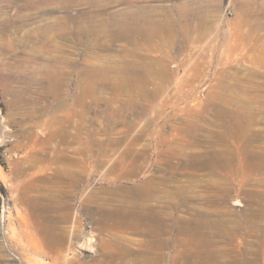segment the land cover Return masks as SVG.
I'll use <instances>...</instances> for the list:
<instances>
[{
  "label": "rangeland",
  "instance_id": "rangeland-1",
  "mask_svg": "<svg viewBox=\"0 0 264 264\" xmlns=\"http://www.w3.org/2000/svg\"><path fill=\"white\" fill-rule=\"evenodd\" d=\"M119 12L148 38L107 40ZM51 53L71 60L56 94ZM122 59L130 82L77 88ZM0 133V264H264V0H0ZM131 207L158 212L163 247L101 216Z\"/></svg>",
  "mask_w": 264,
  "mask_h": 264
},
{
  "label": "bare ground",
  "instance_id": "bare-ground-1",
  "mask_svg": "<svg viewBox=\"0 0 264 264\" xmlns=\"http://www.w3.org/2000/svg\"><path fill=\"white\" fill-rule=\"evenodd\" d=\"M141 9V8H140ZM114 16L111 15V17H115V19L117 18V20L113 23L112 27L111 28H105L103 29V35L106 37L107 40H110L112 38H121V37H124V40L128 41V42H131V43H138L140 42V40H146V38H148V32H147V27L145 28L144 26H142L141 24L139 23H132L131 21H129L128 18H122L123 16V13L119 12V13H112ZM108 18V17H107ZM114 19V20H115ZM64 21L66 22V18L62 19V20H59L57 21L56 19L54 20V23L55 25L58 24V26H60L62 29L61 31H56L58 32V35L62 36L63 38L65 37V34L66 33V23H64ZM110 21V20H109ZM136 21V20H135ZM60 22H63V23H60ZM107 24V22L105 23ZM108 25V24H107ZM162 26V25H161ZM165 27V26H164ZM167 27V26H166ZM169 27V26H168ZM52 28V27H51ZM77 28V27H76ZM80 27L77 28V34L74 38H77L78 37V34L80 35V32L83 31V28L81 30V28L79 29ZM160 28V26H159ZM158 28V29H159ZM163 28V27H162ZM55 29V28H54ZM63 30V31H62ZM91 30V29H90ZM166 30V28H165ZM169 30V29H168ZM95 31V30H94ZM69 32V31H68ZM55 33V31L53 32ZM56 37H57V33H55ZM151 34V33H150ZM153 34V33H152ZM54 35V34H53ZM82 35V34H81ZM94 35V34H93ZM68 36V35H66ZM54 37V36H53ZM150 37V35H149ZM55 38V37H54ZM53 39V38H52ZM94 40V39H93ZM151 40V39H150ZM164 43V42H163ZM52 54V53H51ZM87 58V57H86ZM104 58V57H103ZM97 59H99V57H97ZM95 59V60H97ZM106 58H104L105 60ZM48 60H49V63L46 64L45 66V71H43V76L45 77V79L47 80V83H46V89L45 91L46 92H51L53 94H56V90L57 89H61V87L63 86V79H64V70H65V66L66 65H69L71 63V60L69 57L65 56V55H49L48 57ZM103 60V61H104ZM89 61V60H88ZM99 61V60H98ZM98 61H95V62H98ZM107 61V60H106ZM120 61V60H119ZM157 61V60H156ZM94 62V61H92ZM117 62V61H116ZM90 63V62H88ZM99 63V62H98ZM118 66H110V67H106L104 65H102L101 63L100 64H97V65H93L90 66L86 65L87 67H84V69L82 70H79L78 72H82L84 73L85 75V80L82 81V82H78L77 84V88L80 90V91H88L89 93H95L97 92L99 89H97V86L98 82H107L108 81V78H109V74L110 73H113V72H118L119 74V78H120V82H122L123 84L124 83H128L130 82L129 81V78H131L132 76L130 75L132 72H133V68H137L139 67V65H137V67H133L136 63V61H124V59H122L121 62H118ZM141 63V62H140ZM160 63V62H159ZM87 64V63H86ZM92 64V63H91ZM110 65V64H109ZM141 65V64H140ZM142 68L145 69V67L150 69V67H147L149 66L148 64L145 66V64H142L141 65ZM156 68V67H155ZM158 68V67H157ZM160 68V67H159ZM158 68V69H159ZM81 69V68H80ZM162 69V68H161ZM142 71V70H141ZM146 71V70H145ZM152 71V70H151ZM150 72V71H148ZM155 72V71H154ZM146 74H148L146 72ZM146 74H142L143 78H145ZM131 77H130V76ZM134 75V74H133ZM162 75V74H161ZM41 76V75H40ZM122 76V77H121ZM142 76H141V79H142ZM66 77V76H65ZM132 80V79H130ZM116 82V81H115ZM98 83V84H97ZM112 83V82H111ZM142 84V83H141ZM144 84V83H143ZM97 85V86H96ZM143 87V86H141ZM116 89V88H115ZM145 90V89H144ZM144 90L142 89L141 92H144ZM148 90V89H147ZM243 90V89H241ZM246 90V89H245ZM62 92V91H60ZM59 92V93H60ZM129 92V91H128ZM148 94V92H147ZM227 95V94H226ZM246 96V95H245ZM78 98V97H77ZM237 98V97H236ZM20 100V99H19ZM59 102V101H58ZM248 102V101H247ZM60 103V102H59ZM227 112V111H226ZM229 113V112H228ZM67 117V116H66ZM70 122V121H69ZM76 126V125H75ZM78 126V125H77ZM52 134V133H51ZM55 134H61L62 135V139L63 140H66V138L68 137V135L70 136V132L69 130L67 129V127H62L60 131H56L54 134L52 135H55ZM51 136V135H50ZM47 140V139H46ZM48 142V141H46ZM128 147V146H127ZM126 148V147H125ZM93 149V148H92ZM56 150V149H55ZM58 153V152H57ZM55 154L54 156L55 157H51V160H56L58 158H60L61 156H63L64 154L62 152H59L58 154ZM44 156V155H43ZM43 156H31L30 158L26 159L25 162L26 165H22V166H17L15 167V170L13 172V174L15 176H26V170L28 168H30L31 166L35 167V166H38V164L42 161V157ZM199 156V155H197ZM192 157V156H191ZM201 157V156H200ZM196 159V158H195ZM193 160V159H192ZM190 161V160H189ZM188 162V161H187ZM194 162V161H193ZM196 162V161H195ZM194 162V163H195ZM202 162V161H201ZM192 164V163H190ZM254 166V165H253ZM118 167V166H117ZM45 167H43L44 169ZM56 169V168H55ZM54 169V173H56L58 171V168L55 170ZM129 171V170H128ZM53 173V174H54ZM53 174L51 175H47V174H44L42 176H38V177H35V178H31L30 181H31V184H35L36 182H42L43 180H46L47 177H52ZM71 174V172H70ZM152 185V182L151 180L149 179H145L142 181V183L140 184V188H144L146 190V192H144V194H142L143 196L145 197H151V196H154L155 194V190H152L151 188H149L148 186H151ZM144 191V190H143ZM32 198V197H31ZM33 200V199H32ZM27 206L29 208V210L34 213L36 212V210H42L43 206L41 204H36V202H32V201H29L27 202ZM134 207V206H133ZM101 209V208H99ZM103 209V208H102ZM114 209V208H113ZM112 209V210H113ZM106 210V209H104ZM112 210L108 211L107 213H102L101 216L104 220H108L110 221L111 220V223L113 225H117V226H129V227H133V228H138L137 225V221H141L143 224H144V227H145V233L149 236H151L153 238V243L155 244L156 247H163V243L160 241L159 242V237L161 235V232H162V227L159 226L160 224V219H159V215H158V212L155 213V209L152 210L150 207L146 208L145 210H141L140 212L135 209V208H132L131 209H127V210H124V208L120 211L115 209L117 212H113L112 213ZM106 212V211H105ZM64 213V214H63ZM63 213H61L60 215L61 216H65V218H68V212L67 211H64ZM99 215V214H98ZM137 223V225H136ZM140 225V224H139ZM36 228V227H35ZM44 229V228H43ZM42 229V230H43ZM188 229V228H187ZM37 230V229H35ZM51 230V231H50ZM40 231V230H39ZM42 234L45 236V238L53 245L55 243H59L61 246H64L65 244V241L63 239V235L60 236V237H57V235H55L56 233L53 231V229H45L42 231ZM29 236V235H28ZM122 236V235H121ZM121 238V237H120ZM122 239V238H121ZM120 240V239H119ZM122 241V240H120ZM122 244V243H121ZM153 244V245H154ZM123 245V244H122ZM121 245V246H122ZM114 246V245H113ZM113 252V251H112ZM116 252V251H115ZM124 252V251H123ZM108 253V252H107ZM119 254V253H118ZM58 256V255H57ZM66 259V257L64 258V260ZM146 259V258H145ZM151 261H154L155 257L152 256L149 258ZM64 260H63V263H64ZM149 260V261H150ZM66 261V260H65ZM67 262V261H66ZM37 264H45L43 263L42 261L40 260H37L36 261ZM68 263V262H67Z\"/></svg>",
  "mask_w": 264,
  "mask_h": 264
},
{
  "label": "water",
  "instance_id": "water-1",
  "mask_svg": "<svg viewBox=\"0 0 264 264\" xmlns=\"http://www.w3.org/2000/svg\"><path fill=\"white\" fill-rule=\"evenodd\" d=\"M2 141H3V135H2V133H0V144Z\"/></svg>",
  "mask_w": 264,
  "mask_h": 264
},
{
  "label": "crops",
  "instance_id": "crops-1",
  "mask_svg": "<svg viewBox=\"0 0 264 264\" xmlns=\"http://www.w3.org/2000/svg\"><path fill=\"white\" fill-rule=\"evenodd\" d=\"M37 237H39V238H40V235H38Z\"/></svg>",
  "mask_w": 264,
  "mask_h": 264
}]
</instances>
